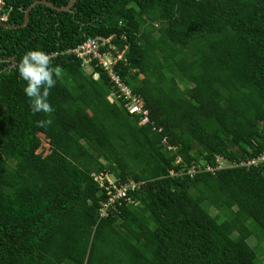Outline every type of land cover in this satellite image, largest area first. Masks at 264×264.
<instances>
[{
	"label": "trees",
	"instance_id": "1",
	"mask_svg": "<svg viewBox=\"0 0 264 264\" xmlns=\"http://www.w3.org/2000/svg\"><path fill=\"white\" fill-rule=\"evenodd\" d=\"M33 1L3 0L4 22ZM95 36L111 70L69 51ZM34 49L62 70L51 114L16 71ZM262 153L264 0L37 3L0 25V264H264Z\"/></svg>",
	"mask_w": 264,
	"mask_h": 264
},
{
	"label": "clouds",
	"instance_id": "2",
	"mask_svg": "<svg viewBox=\"0 0 264 264\" xmlns=\"http://www.w3.org/2000/svg\"><path fill=\"white\" fill-rule=\"evenodd\" d=\"M15 67L20 79L25 82L23 91L29 99L33 114L41 112L51 114L54 109L48 97L61 76V68L53 66L50 55L40 49L25 52ZM36 124L37 127L44 128L50 126L52 120H38Z\"/></svg>",
	"mask_w": 264,
	"mask_h": 264
},
{
	"label": "built area",
	"instance_id": "3",
	"mask_svg": "<svg viewBox=\"0 0 264 264\" xmlns=\"http://www.w3.org/2000/svg\"><path fill=\"white\" fill-rule=\"evenodd\" d=\"M4 2L3 0H0V20H6L7 14L1 13V8L3 6ZM109 47L114 48L115 46L111 44V36L109 37H103V36H95L92 38L85 39L82 43L78 44L77 46L73 47L71 50L72 53H74L77 57L81 58L84 63L88 62L91 57L96 56L99 61L104 65V67L108 70H111L113 65L116 63L117 59L121 58L122 53H117V55H112L111 52H108L106 55L101 54L99 52L100 47ZM122 91L125 93L126 97H132V104H131V110L133 111H139L141 109L140 104H138V99L133 98L131 91L128 87H126L124 84L119 82L117 79ZM257 161H263L264 162V153H262L257 158H252L245 163H256ZM208 169H211V167H208ZM191 172V170H189ZM95 179H98L100 181V184H103L104 176H94ZM124 194V189L120 188L116 191L114 195H111L108 199V201L104 204H102L100 208V215H105L107 212V206L110 203H113L114 199L116 197H120Z\"/></svg>",
	"mask_w": 264,
	"mask_h": 264
},
{
	"label": "water",
	"instance_id": "4",
	"mask_svg": "<svg viewBox=\"0 0 264 264\" xmlns=\"http://www.w3.org/2000/svg\"><path fill=\"white\" fill-rule=\"evenodd\" d=\"M75 2V0H69L66 5H63V6H55L52 2L48 1V0H35L33 1L32 3H30L28 5V7L24 10V20L21 24H9V23H6V22H3V21H0V25L4 26V27H19V26H22V25H25L26 22H27V19H28V13L30 11V9L37 3H44L45 5L47 6H50L52 8H55L57 10H67L71 7V5ZM14 58L11 57V58H8L6 60H13ZM3 60V59H1ZM13 63H11L10 65H8L9 67L12 66Z\"/></svg>",
	"mask_w": 264,
	"mask_h": 264
},
{
	"label": "rangeland",
	"instance_id": "5",
	"mask_svg": "<svg viewBox=\"0 0 264 264\" xmlns=\"http://www.w3.org/2000/svg\"><path fill=\"white\" fill-rule=\"evenodd\" d=\"M87 69V71H89V69L88 68H86ZM110 99H112V97L110 96ZM139 101H141V99H139ZM141 104V103H140ZM38 135H39V137H40V139H41V145H40V147L38 148V150H37V152H42L43 154H45V153H47L48 152V142H47V140L44 138V136H43V134H41V133H38ZM223 165H224V163H222ZM210 212L212 213V214H214L215 213V211L212 209V210H210ZM215 216H217V214H215ZM254 236H252V237H250L248 240H249V243L250 244H254V243H256L255 242V240H254ZM263 245H264V242H263Z\"/></svg>",
	"mask_w": 264,
	"mask_h": 264
}]
</instances>
